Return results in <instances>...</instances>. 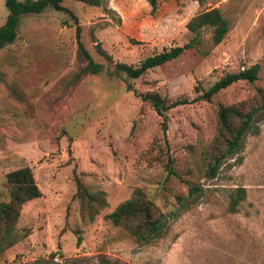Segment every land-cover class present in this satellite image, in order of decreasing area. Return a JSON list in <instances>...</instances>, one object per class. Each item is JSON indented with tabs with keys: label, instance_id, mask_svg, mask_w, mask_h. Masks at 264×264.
Returning <instances> with one entry per match:
<instances>
[{
	"label": "rangeland",
	"instance_id": "rangeland-1",
	"mask_svg": "<svg viewBox=\"0 0 264 264\" xmlns=\"http://www.w3.org/2000/svg\"><path fill=\"white\" fill-rule=\"evenodd\" d=\"M61 6L66 12L20 16L15 41L0 50V202L5 174L22 167L41 193L21 207L22 239L0 253V264H264V110L253 118L258 133L245 134L212 178L206 172L220 147L217 108L264 89V0H157L154 10L146 0ZM213 8L229 23L218 45L203 31L196 49L137 79L114 72L115 64L135 67L183 46L188 20ZM76 27L97 74L87 72ZM254 65L252 84L194 100L225 74ZM145 93L187 103L166 112L163 129L140 100ZM76 182L104 194L106 207L92 222L79 221ZM136 188L164 216L161 235L145 244L105 218ZM236 188L245 196L229 213Z\"/></svg>",
	"mask_w": 264,
	"mask_h": 264
},
{
	"label": "trees",
	"instance_id": "trees-1",
	"mask_svg": "<svg viewBox=\"0 0 264 264\" xmlns=\"http://www.w3.org/2000/svg\"><path fill=\"white\" fill-rule=\"evenodd\" d=\"M62 0H4L6 16L0 25V50L11 45L16 39V30L19 17L22 15H38L49 9L54 12H66L61 6ZM90 7H99L103 0H71ZM151 10L156 7L157 0H146ZM198 3L202 0H191ZM185 29L190 34L189 41L183 46H175L163 49L161 52L148 56L141 60L135 67L125 64H115L114 72L123 75L127 80L141 77L146 71L162 66L176 59L183 50L196 49L201 45L203 31H209L210 43L218 45L229 31V23L223 18L216 8L200 12L191 17L185 24ZM75 40L77 49L87 61V72L97 74L100 65L94 63L88 53L79 42V27L75 28ZM258 67L256 65L234 73L225 74L209 89L201 92L194 100L200 99L209 102L219 91L233 83L243 81L252 84L257 80ZM130 90V85H126ZM198 93V87L194 89ZM142 102L148 103L157 116L162 119V127L166 126V112L172 108L186 104V100H167L156 93L139 95ZM264 110V89L257 88L254 96L248 100L234 104L219 106L216 110L217 137L215 141L220 145L214 152L211 161L207 164V175L212 178L218 170L221 162L226 157H232L238 150L240 142L245 134L258 133V128L253 127L254 116ZM236 163L241 158L235 159ZM7 200L0 202V253L12 247L22 239V235L15 228L21 207L41 196L37 188L32 172L28 167H22L10 171L4 176ZM196 189L191 190V192ZM243 188H236L229 193L226 210L235 213L240 201L244 199ZM77 211L80 222H92L94 217L106 207L104 194L101 191L90 190L88 187L76 182ZM105 218L115 227L125 230L132 236L136 243L145 244L157 239L163 229V214L155 205L145 197L143 192L136 188L130 197L120 202ZM79 242V237L76 239ZM97 264H112L107 259H101Z\"/></svg>",
	"mask_w": 264,
	"mask_h": 264
}]
</instances>
